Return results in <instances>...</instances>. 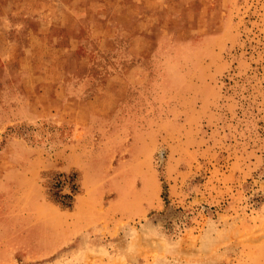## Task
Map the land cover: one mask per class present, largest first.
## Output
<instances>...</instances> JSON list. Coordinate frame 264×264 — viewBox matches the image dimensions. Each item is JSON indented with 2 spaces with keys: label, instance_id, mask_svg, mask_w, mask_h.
<instances>
[{
  "label": "rangeland",
  "instance_id": "obj_1",
  "mask_svg": "<svg viewBox=\"0 0 264 264\" xmlns=\"http://www.w3.org/2000/svg\"><path fill=\"white\" fill-rule=\"evenodd\" d=\"M34 1L0 5L25 47ZM82 1L56 5L73 19L57 48L0 56V146L42 145L12 162L67 203L74 174L68 209L101 192L84 217L120 250L88 264H264V0H140L131 20L118 0Z\"/></svg>",
  "mask_w": 264,
  "mask_h": 264
},
{
  "label": "crops",
  "instance_id": "obj_2",
  "mask_svg": "<svg viewBox=\"0 0 264 264\" xmlns=\"http://www.w3.org/2000/svg\"><path fill=\"white\" fill-rule=\"evenodd\" d=\"M20 1L22 0H0V5L6 3L7 6H11L20 4ZM123 1L118 0V3L121 10H126V15L130 19L134 5L140 0H125L126 3ZM34 3L33 12L40 14L39 20L42 21V25L38 30H32L31 34L28 32L31 39L28 47L21 45L22 42L16 39L17 37L13 38L11 33L9 34L11 27L9 26L8 30L6 27L11 17L0 11V56L5 59L12 57V52H19L21 47L23 51L36 54L37 44H50L49 36L52 35L53 27L56 24L64 25L63 21L73 20L61 15L62 21H58L56 5H65V13H72L75 10V3L81 6L84 1L36 0ZM43 6H49V8ZM11 10L16 11L17 9L12 8ZM24 14H26L25 11ZM93 20L97 24L94 18ZM99 35L101 37V32ZM60 41L55 37V45L50 44V47L57 48ZM25 64L23 62V65ZM55 95L51 96L53 102L58 101ZM49 108V113L58 117L59 108L53 105ZM40 112L42 113L41 107L34 110V113L38 115L41 114ZM14 139H9L0 146V169L4 167V171L2 173L0 171V264L47 260H51L52 264H88V261L92 259L101 262L114 259L120 250V242L116 237H105L103 224L88 222L84 217V214L98 212L99 204L94 196H99L101 192L86 190L79 193L73 209L65 208L54 202L40 182L39 169L31 173L30 169H22L20 165H14L10 157L11 149L16 147H23L40 155L43 146L30 143L23 137L18 138L17 141ZM68 143L69 141L64 144ZM20 177L34 178V192H31L33 187L28 189L16 185Z\"/></svg>",
  "mask_w": 264,
  "mask_h": 264
},
{
  "label": "trees",
  "instance_id": "obj_3",
  "mask_svg": "<svg viewBox=\"0 0 264 264\" xmlns=\"http://www.w3.org/2000/svg\"><path fill=\"white\" fill-rule=\"evenodd\" d=\"M56 174L64 175V176L66 175L63 172H58ZM68 176H69L70 182H72V185H71L72 193L70 194V198H71V202L70 203H67L65 201H62V200L58 199L56 197L55 193H52L51 191H49L50 198L54 202L58 203L59 205L65 207V208H70L73 205V201H74L75 195L77 194V192H79L78 185L75 183V175L74 174H69Z\"/></svg>",
  "mask_w": 264,
  "mask_h": 264
}]
</instances>
